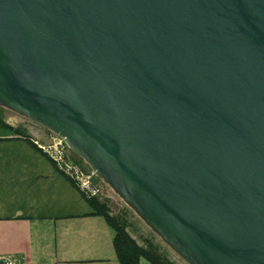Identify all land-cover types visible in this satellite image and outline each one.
<instances>
[{"label": "water", "instance_id": "obj_1", "mask_svg": "<svg viewBox=\"0 0 264 264\" xmlns=\"http://www.w3.org/2000/svg\"><path fill=\"white\" fill-rule=\"evenodd\" d=\"M0 107L185 264H264V0H0Z\"/></svg>", "mask_w": 264, "mask_h": 264}, {"label": "crops", "instance_id": "obj_2", "mask_svg": "<svg viewBox=\"0 0 264 264\" xmlns=\"http://www.w3.org/2000/svg\"><path fill=\"white\" fill-rule=\"evenodd\" d=\"M77 203L73 197L29 195L27 151H0V258L14 264H118L110 250L113 235L98 236L94 229L100 218L74 209ZM138 264L149 263L141 259Z\"/></svg>", "mask_w": 264, "mask_h": 264}, {"label": "rangeland", "instance_id": "obj_3", "mask_svg": "<svg viewBox=\"0 0 264 264\" xmlns=\"http://www.w3.org/2000/svg\"><path fill=\"white\" fill-rule=\"evenodd\" d=\"M0 118L12 128L22 130L24 134L34 141L38 150H40L41 147L40 151L43 154L46 155L42 150L61 152L65 164L64 170L61 171L64 175L75 177L86 182L88 189L91 190L93 194H96L99 198L108 202L113 215H125L130 224L129 232L138 244L142 245L144 239H149L153 241L154 244L158 245L172 262L176 264H185L165 246L147 226H145L134 212L128 208L106 184L94 176L89 166L71 151L66 144L60 140L61 138L47 129L1 107ZM12 135L13 133L9 129L0 126V138ZM6 150L27 151V193L29 195L36 194L44 200L51 198L53 195H55V198H61L62 200L73 197L78 199V203L74 206V209H78L79 211H92L80 195L66 183L63 176L55 171L50 161L37 150L33 149L29 144L23 141L0 143V151L4 152ZM99 218L94 230H96L98 236L107 240V235L112 234V231L105 220L102 217ZM110 250L112 255H115L112 243Z\"/></svg>", "mask_w": 264, "mask_h": 264}, {"label": "trees", "instance_id": "obj_4", "mask_svg": "<svg viewBox=\"0 0 264 264\" xmlns=\"http://www.w3.org/2000/svg\"><path fill=\"white\" fill-rule=\"evenodd\" d=\"M0 126L9 129L13 133L12 137L22 139L47 158L45 154L37 149L34 141L24 134L22 130L12 128L3 122L1 118ZM0 141L3 140L0 139ZM47 159L50 161L55 171L64 177L69 185L78 192L80 197L92 209L91 215L102 217L105 220L113 234L112 246L118 264H138L141 259L147 261L149 264H176L172 262L166 253L162 251L158 245L154 244L153 241L144 239L142 245L138 244L129 232L130 224L125 215H113L106 200L99 198L88 188H83L81 182L77 178L65 176L61 170L59 171L57 165L49 157Z\"/></svg>", "mask_w": 264, "mask_h": 264}, {"label": "built area", "instance_id": "obj_5", "mask_svg": "<svg viewBox=\"0 0 264 264\" xmlns=\"http://www.w3.org/2000/svg\"><path fill=\"white\" fill-rule=\"evenodd\" d=\"M60 140L63 141V139H60ZM40 150H41V147H40ZM42 151L45 152L46 155L57 165L59 170H64L65 164H64L63 155L61 152H58V151L53 152V151H46V150H42ZM78 180L81 182V186L83 188H88L86 182L82 181L81 179H78ZM0 264H14V263L10 260L0 258Z\"/></svg>", "mask_w": 264, "mask_h": 264}]
</instances>
